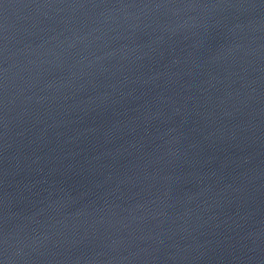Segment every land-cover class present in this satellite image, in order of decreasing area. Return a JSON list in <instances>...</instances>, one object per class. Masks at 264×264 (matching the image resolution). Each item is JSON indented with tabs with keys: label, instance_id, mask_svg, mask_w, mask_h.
Here are the masks:
<instances>
[{
	"label": "water",
	"instance_id": "1",
	"mask_svg": "<svg viewBox=\"0 0 264 264\" xmlns=\"http://www.w3.org/2000/svg\"><path fill=\"white\" fill-rule=\"evenodd\" d=\"M0 264H264V0H0Z\"/></svg>",
	"mask_w": 264,
	"mask_h": 264
}]
</instances>
